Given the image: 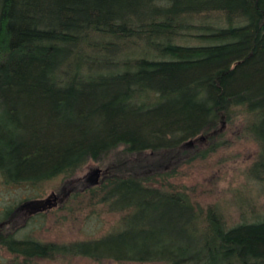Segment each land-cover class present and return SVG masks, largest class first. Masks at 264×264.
<instances>
[{"label":"trees","instance_id":"1","mask_svg":"<svg viewBox=\"0 0 264 264\" xmlns=\"http://www.w3.org/2000/svg\"><path fill=\"white\" fill-rule=\"evenodd\" d=\"M236 117L259 150L250 174L264 183V0H0L3 188L37 190L120 147L115 157L174 158ZM174 171L111 165L73 190L70 209L117 216L88 240L19 238L7 222L36 199L4 207L0 249L8 264H264V215L227 226L194 200L195 187L171 181Z\"/></svg>","mask_w":264,"mask_h":264},{"label":"rangeland","instance_id":"2","mask_svg":"<svg viewBox=\"0 0 264 264\" xmlns=\"http://www.w3.org/2000/svg\"><path fill=\"white\" fill-rule=\"evenodd\" d=\"M241 117L233 121L221 119L216 128L189 140L174 158L120 153L122 147L103 161H88L73 176L41 184L37 190L26 187L0 186V211L15 209L26 198L34 197L32 205L16 209L7 227L19 238L30 236L42 241L70 243L97 238L117 223V216L101 213L93 216L90 208L72 210L67 200L75 190L97 184L108 168H130L135 173L175 170L171 181L194 188V200L202 207L216 206L227 226L240 221H253L264 215V183L252 177L250 167L258 155L257 144L243 133ZM195 154V155H194ZM33 198V199H34ZM32 211H30V210ZM34 210L45 214L29 215ZM12 256L0 249V263L8 264ZM20 260V259H19ZM35 264H163L161 262H118L93 260L82 256L38 260ZM33 264V263H32Z\"/></svg>","mask_w":264,"mask_h":264}]
</instances>
